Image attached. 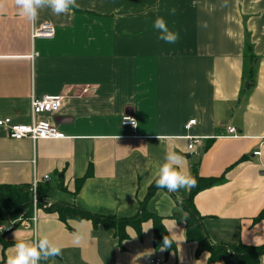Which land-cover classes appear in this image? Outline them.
Instances as JSON below:
<instances>
[{
	"label": "crops",
	"instance_id": "obj_1",
	"mask_svg": "<svg viewBox=\"0 0 264 264\" xmlns=\"http://www.w3.org/2000/svg\"><path fill=\"white\" fill-rule=\"evenodd\" d=\"M77 3L60 16L42 9L34 22L22 18L12 0L0 13V120L27 124L32 95L64 97L47 117L63 139L17 141L0 128V186L50 177L41 185L47 191L36 229L22 224L0 233V264L13 254L15 236L36 234L62 247V256L42 264H150L156 257L164 264H207L209 253L197 257V244L173 218L192 188L161 189L147 202L177 247L168 255L154 249L151 220L140 234L128 226L121 242L102 223H63L46 211L60 203L132 219L173 151L192 176L196 170L223 179L194 199L211 243L264 246V0ZM157 16L179 32L175 44L158 39ZM47 23L55 37L32 40V29ZM124 115L135 119L136 129L123 125ZM192 120L196 125L186 130ZM229 127L237 138L224 137ZM189 136L203 138L193 155ZM6 225L0 221V228ZM74 233L82 237L79 244Z\"/></svg>",
	"mask_w": 264,
	"mask_h": 264
},
{
	"label": "trees",
	"instance_id": "obj_2",
	"mask_svg": "<svg viewBox=\"0 0 264 264\" xmlns=\"http://www.w3.org/2000/svg\"><path fill=\"white\" fill-rule=\"evenodd\" d=\"M90 175V172H89ZM87 175V176H89ZM197 183L190 191L188 198L180 203L178 206L182 210V213L175 214L173 218L185 225L186 239L190 243L197 244L196 255L199 257L201 254L207 252L210 257L207 264H260V259L264 255V246L250 247L243 244L239 245H213L208 238L203 225V218L198 213L194 199L201 191L219 185L223 182V179H207L200 177L196 172L193 174ZM161 189L155 186V183L150 187L147 197L140 205L139 213L132 219H115L98 216L92 214L84 209L78 207H71L65 204H52L46 208L49 213L57 214L59 220L63 223L69 221H92L95 225L102 223L106 229H115L119 241L127 239L125 229L128 226L135 227L140 234V226L143 222L151 220L153 223V246L156 251L162 250L163 239L168 236L171 240V247L165 248L163 251L165 254L176 253L177 247L171 237L169 236L163 218L153 215L147 211V202L154 196V194ZM47 191L45 187H39V208H43L44 203L42 198ZM32 195L30 192V186H0V221L7 222L9 219L16 220L20 215L24 214L26 218L32 216ZM184 213H187V220H184ZM263 217L261 214L260 218ZM259 218V219H260ZM19 225H17L18 227ZM233 252L234 255H231Z\"/></svg>",
	"mask_w": 264,
	"mask_h": 264
},
{
	"label": "clouds",
	"instance_id": "obj_3",
	"mask_svg": "<svg viewBox=\"0 0 264 264\" xmlns=\"http://www.w3.org/2000/svg\"><path fill=\"white\" fill-rule=\"evenodd\" d=\"M8 0H0V13L6 11ZM12 3L18 9L19 15L34 22L38 17L40 10L50 9L54 15L60 16L69 14L80 5L77 0H12ZM224 6H227L225 0ZM170 14L175 15L176 8L170 10ZM153 28L158 31V39L165 43L175 44L179 40V32L170 30L166 20L157 16L153 23ZM125 119H129L125 117ZM135 126L136 122L132 121ZM160 139V137H158ZM184 157L177 152H169L165 155L164 161L159 165L155 186L158 189H165L169 193H176L181 189L190 190L195 187L196 179L183 168ZM35 219V218H34ZM187 220V213H184V220ZM15 236V233H14ZM74 242L79 244L82 237L78 233L73 234ZM16 243L14 251L9 255L6 264H41V261L54 260L62 256V247L53 242L47 235L36 234L31 240H24L15 236ZM171 240L168 236L163 239L162 250L171 247Z\"/></svg>",
	"mask_w": 264,
	"mask_h": 264
},
{
	"label": "built area",
	"instance_id": "obj_4",
	"mask_svg": "<svg viewBox=\"0 0 264 264\" xmlns=\"http://www.w3.org/2000/svg\"><path fill=\"white\" fill-rule=\"evenodd\" d=\"M56 29L50 24H43L39 28H33L31 32L32 40L35 39H45L51 40L55 37ZM64 97L61 95H44L42 97H36L35 95L31 96L30 101V122L27 124L13 123L11 119L0 120V128H3L7 131L8 136L13 140H23L29 139L34 143L37 141L43 140H60L64 138V135L58 130V128L47 120V117L56 114L62 107ZM125 117L129 119H125ZM135 119L131 115L123 116V125L132 127L136 129L137 123L135 126L132 121ZM136 122V121H135ZM196 125V120L190 121L186 125V130H190L192 126ZM224 137L237 138V131L233 127L227 129V135ZM189 140L188 150L190 155L194 154L195 147L201 144L203 138L201 137H187ZM264 145V139L263 144ZM255 156H260L261 151L254 152ZM264 175V171L262 172ZM50 181L49 176H45L40 180L36 175L33 178L32 184L30 186V192L32 195V216L26 218L24 214L20 215L18 219L7 221L6 227L0 228V233H4L10 230H13L17 225H24L25 227H33L36 229L37 225V215L39 211V197L38 190L43 183ZM35 218V219H34ZM231 253V252H229ZM45 261H41V264ZM150 264H164L161 258H154L150 261Z\"/></svg>",
	"mask_w": 264,
	"mask_h": 264
},
{
	"label": "rangeland",
	"instance_id": "obj_5",
	"mask_svg": "<svg viewBox=\"0 0 264 264\" xmlns=\"http://www.w3.org/2000/svg\"><path fill=\"white\" fill-rule=\"evenodd\" d=\"M231 255H234V253H233V252H231Z\"/></svg>",
	"mask_w": 264,
	"mask_h": 264
}]
</instances>
